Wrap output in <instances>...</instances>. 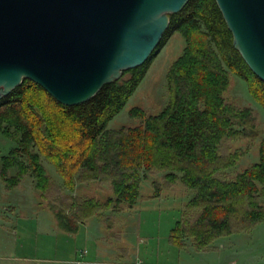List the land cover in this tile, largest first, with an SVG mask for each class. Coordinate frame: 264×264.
<instances>
[{
	"label": "trees",
	"instance_id": "trees-1",
	"mask_svg": "<svg viewBox=\"0 0 264 264\" xmlns=\"http://www.w3.org/2000/svg\"><path fill=\"white\" fill-rule=\"evenodd\" d=\"M175 32L185 45L166 72V105L155 114L133 106L129 116L138 124L109 127ZM235 77L264 108V81L234 48L216 1L189 0L170 14L151 56L89 100L61 104L29 79L0 99V134L15 144L1 157L0 180L12 189L34 178L39 204L69 235L90 217L108 219L109 212L132 210L181 183L189 196L168 241L180 250H212L216 240L264 223V127L257 109L232 94ZM242 139L259 140L257 158L236 169L253 147L235 146ZM42 156L62 183L53 179ZM160 173L161 181L151 180L152 194L142 195V182ZM90 181L107 184L112 194L101 201L71 194L77 183Z\"/></svg>",
	"mask_w": 264,
	"mask_h": 264
},
{
	"label": "water",
	"instance_id": "water-1",
	"mask_svg": "<svg viewBox=\"0 0 264 264\" xmlns=\"http://www.w3.org/2000/svg\"><path fill=\"white\" fill-rule=\"evenodd\" d=\"M189 0H0V99L24 79L64 105L92 98L156 50ZM264 81V0H215Z\"/></svg>",
	"mask_w": 264,
	"mask_h": 264
},
{
	"label": "rangeland",
	"instance_id": "rangeland-1",
	"mask_svg": "<svg viewBox=\"0 0 264 264\" xmlns=\"http://www.w3.org/2000/svg\"><path fill=\"white\" fill-rule=\"evenodd\" d=\"M185 41L175 32L155 53L150 66L122 110L109 122V127L123 124H138L137 119L129 116L133 106L143 108L147 114H155L163 109L168 100L166 72L169 65L182 52ZM232 94L241 104L251 105L260 113V127H264V108L248 92L244 80L235 77ZM251 141V143H250ZM258 139L240 140L235 146L252 145L251 151L236 166L241 169L256 160ZM15 144L0 134L1 157L6 155ZM42 162L53 179L62 183V178L54 165L42 156ZM163 173L149 176L141 184L142 195L152 194V178L160 180ZM34 178H28L18 186L7 189L0 180V264H6L7 256L18 255L43 259H59V264H71L75 250L87 245L84 237L99 234L97 244L116 264H264V223L258 224L250 232L235 233L215 241L209 251H196L191 247L180 250L168 241L169 230L178 219L182 204L189 193L181 183L175 187L163 189L158 198L148 199L136 204L132 210L123 213H111L105 218L90 217L74 234H68L57 226L54 214L41 207L35 191ZM69 192V191H68ZM73 195L91 196L101 201L112 194L110 187L97 181L77 183ZM42 204V202H41ZM6 230L16 233V239L22 246H16L14 238ZM24 231V232H23ZM13 238V239H11ZM23 242H21V241ZM18 244V245H20ZM53 246L54 249L50 248ZM108 258V261L109 259Z\"/></svg>",
	"mask_w": 264,
	"mask_h": 264
},
{
	"label": "crops",
	"instance_id": "crops-1",
	"mask_svg": "<svg viewBox=\"0 0 264 264\" xmlns=\"http://www.w3.org/2000/svg\"><path fill=\"white\" fill-rule=\"evenodd\" d=\"M87 223L82 224L81 226L86 227ZM24 232V231H23ZM16 233L20 234L21 232L19 231H7L6 234H9L8 236L11 235V237L14 238L15 242L17 241L16 239ZM100 237L99 234H95L93 236H86L84 239L87 242V245L84 247H81L78 250H75L73 255H71L70 259L66 260L67 262H70L71 264H116L117 262L115 259H112V253L111 250L114 252L113 249L109 251L110 256L107 257V255L104 254V250L101 244H97V239ZM11 238V239H13ZM21 241V240H19ZM23 242V241H21ZM17 241L16 246H22V244ZM52 250L54 249L53 246H50ZM106 249V248H105ZM8 259H1L3 261H6V264H59V259H43V257H38V258H33L30 257V255H25L21 256L18 255V253H14L13 255L7 256ZM108 258L109 261H108ZM142 262V261H141ZM124 264V263H123ZM131 264V263H128Z\"/></svg>",
	"mask_w": 264,
	"mask_h": 264
},
{
	"label": "built area",
	"instance_id": "built-area-1",
	"mask_svg": "<svg viewBox=\"0 0 264 264\" xmlns=\"http://www.w3.org/2000/svg\"><path fill=\"white\" fill-rule=\"evenodd\" d=\"M135 264H138L137 262Z\"/></svg>",
	"mask_w": 264,
	"mask_h": 264
}]
</instances>
